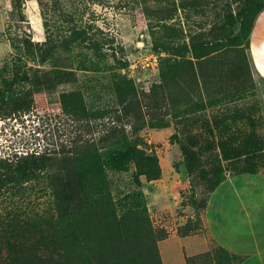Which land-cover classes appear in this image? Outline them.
Returning <instances> with one entry per match:
<instances>
[{"label": "rangeland", "instance_id": "1", "mask_svg": "<svg viewBox=\"0 0 264 264\" xmlns=\"http://www.w3.org/2000/svg\"><path fill=\"white\" fill-rule=\"evenodd\" d=\"M235 6L232 3L233 9ZM202 8L212 10L213 6ZM186 13L190 15L189 23L202 18L191 8ZM245 52L250 64L248 49ZM161 56L152 49L150 27L140 0H19L15 6L11 0H0V90L12 85L16 72L27 76L37 69L57 75L59 90H79L88 106L106 110L95 120L77 118L62 112L57 92L35 93L29 111L0 117V157L52 154L85 141L94 142V148L101 151L104 144L99 140L110 127L123 128L130 136L133 124L163 117L169 121L168 127H144L137 132L146 143L143 153L158 159L160 178L150 181L142 177L143 185L136 187L130 181L133 166L110 172L114 198L120 192L141 194L147 218L159 232L156 244L162 264H235L236 257L220 249L204 227V181L197 172L188 173L183 165L177 169L173 165L182 161L179 145L185 142L186 130L199 135L202 149L198 153L206 167L213 156L205 149L206 144L222 138L236 146L251 129L245 120H227L210 136L205 125L213 117L246 112L264 139V82L251 64L247 68L241 55L231 51L203 63L207 90L183 82L189 74L178 78L179 83L171 82L160 89ZM237 74L239 77L234 78ZM115 75L124 76L136 88L140 102L137 118L125 116L114 102ZM241 79L248 82L243 98L207 105V98L226 97L234 89V82ZM194 102L197 110L186 121L171 119L175 110ZM202 102L206 103L203 107ZM258 172L264 174V152ZM39 190L36 185L29 198L31 207H42L50 199L48 191Z\"/></svg>", "mask_w": 264, "mask_h": 264}, {"label": "trees", "instance_id": "2", "mask_svg": "<svg viewBox=\"0 0 264 264\" xmlns=\"http://www.w3.org/2000/svg\"><path fill=\"white\" fill-rule=\"evenodd\" d=\"M18 1L11 0L13 6ZM232 3L236 4L234 9ZM209 4L212 10L202 8ZM140 5L149 23L152 49L163 54L157 86L160 89L171 82L179 83L178 78L189 74L183 82L207 90L209 82L203 63L214 55L222 58L231 51L238 52L247 68L250 65L245 51L264 0H140ZM188 8L201 20L189 23ZM23 75L24 72H16L12 85L0 90V117L29 111L33 95L43 91L57 92L62 112L67 115L95 120L106 112L104 107L88 106L79 90H59L60 78L51 72L34 69ZM249 81L251 86L253 81ZM112 83L114 102L122 107L125 116L137 118L140 102L133 83L120 75L113 76ZM246 84L243 79L234 82V89L226 97L207 98V105L243 98ZM196 105L194 102L175 110L171 119L185 120L196 112ZM227 120H245L251 126L239 144L234 146L222 138L212 140L205 149L213 156L204 167L198 153L199 135L186 130L185 142L179 145L182 161L173 165L175 169L183 165L188 173L197 172L204 181L207 196L202 208L227 174L260 173L264 139L257 134L248 113L213 117L205 125L207 133L214 136V131ZM168 126L169 121L163 117L149 118L133 124L130 136L123 128L112 126L99 140L104 144L101 151L94 148V142L85 141L61 147L52 154L0 157V264H162L156 244L159 232L147 218L141 194L120 192L114 198L108 174L133 166L130 181L134 186L143 185L142 177L158 180V159L143 153L146 143L137 132L144 127ZM36 185L39 191H48L50 198L44 199L42 207L30 206L29 198ZM231 255L237 259L235 264L242 259Z\"/></svg>", "mask_w": 264, "mask_h": 264}, {"label": "crops", "instance_id": "3", "mask_svg": "<svg viewBox=\"0 0 264 264\" xmlns=\"http://www.w3.org/2000/svg\"><path fill=\"white\" fill-rule=\"evenodd\" d=\"M248 55L264 82V6L253 21ZM203 223L219 247L242 257L238 264H264V174H227L208 196Z\"/></svg>", "mask_w": 264, "mask_h": 264}, {"label": "water", "instance_id": "4", "mask_svg": "<svg viewBox=\"0 0 264 264\" xmlns=\"http://www.w3.org/2000/svg\"><path fill=\"white\" fill-rule=\"evenodd\" d=\"M226 174H227V172H226Z\"/></svg>", "mask_w": 264, "mask_h": 264}]
</instances>
